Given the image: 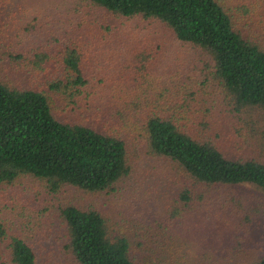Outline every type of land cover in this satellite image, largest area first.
Segmentation results:
<instances>
[{
    "label": "trees",
    "instance_id": "trees-1",
    "mask_svg": "<svg viewBox=\"0 0 264 264\" xmlns=\"http://www.w3.org/2000/svg\"><path fill=\"white\" fill-rule=\"evenodd\" d=\"M73 5L77 21L60 25L55 36L61 71L53 75L49 53L37 49L14 55L40 68L37 83L12 85L0 75V189L28 176L53 192L70 187L94 196L149 164L143 177L154 181L142 190L166 183L163 192L173 202L164 203L166 209L157 204L166 222L138 212L131 226L118 225L97 206L72 201L59 206L58 216L49 205L37 214H44L50 230L53 223L55 229L50 220L58 217L62 237L48 232L43 241L61 240L68 264H151L170 250L163 241L171 237V224L206 204L211 193L245 185L264 193V129L258 122L264 117V0H248L243 8L225 0H73ZM83 5L113 20L90 25L82 18ZM148 23L168 31L177 50L191 48L201 61L191 64L200 67L190 75L170 63L160 65V43L148 41L134 52L132 71L125 62L112 79L115 85L107 82L109 68L100 65L105 56H116L119 64L125 37ZM215 83L221 88L213 94ZM4 221L0 216L6 249L0 264H38L40 247ZM262 239L263 251L253 264H264V234Z\"/></svg>",
    "mask_w": 264,
    "mask_h": 264
},
{
    "label": "rangeland",
    "instance_id": "rangeland-1",
    "mask_svg": "<svg viewBox=\"0 0 264 264\" xmlns=\"http://www.w3.org/2000/svg\"><path fill=\"white\" fill-rule=\"evenodd\" d=\"M225 1L230 6L239 7L240 5V8L248 3V0ZM74 9L73 0H0V75L2 80L23 87L33 84L40 68L36 70L24 61L15 59L14 55L18 53L29 55L37 49L49 53L50 59L48 58L46 64L53 75L61 71L62 67L58 59L60 44L55 36L58 34L60 25L65 27L77 21ZM81 15L82 18L85 16L90 25L91 22L98 24L104 17L113 20L101 9L89 8L86 5H83ZM135 25V23L132 24L133 28ZM136 33V35L125 37L126 49L121 55L119 64L116 56L109 58L105 56L104 64H100L102 67L109 68L105 76L107 82L115 85L112 79L120 75L119 70L125 62L129 65L128 72L132 71L136 64L134 52L137 48L146 46L148 41L154 45L160 43L161 46L157 50L160 65L170 63L178 73L187 72L190 75L200 67L195 63L191 64L195 60L199 61L192 49L188 47L177 50L175 39L163 27L150 23L142 24ZM129 55L132 58H128ZM184 65L185 67H182ZM195 65L197 68L194 67ZM42 77L49 78L47 75ZM220 88L219 84L215 83L209 90L216 94L215 92H218ZM255 116H258L257 113ZM258 122H260L259 130L264 129V117ZM255 144L256 148L262 147V143ZM148 167H150L149 164L140 165L138 171H134L117 188L94 196L82 194V191L70 187L53 192L46 182L28 176L23 177L12 185H5L0 189V216L5 219L4 222L12 231L30 237L35 245L40 247L41 255L38 264H68V260L61 251V240L58 243L53 238L48 242L43 241L48 232L62 237V226L57 216L59 206H64L67 202L97 206L105 214L112 216L111 219L118 225L124 223L126 226H131L134 224L132 217L139 216L138 212H142L141 214L144 212L148 218L153 216L160 220V223L167 221L166 211L163 209L161 211L157 207V204H162L166 209L164 203L173 202L170 196L163 192L166 190V183L145 190L143 193L144 183L148 188L151 186L150 181H154V179L145 181L143 177V172ZM215 193H211L210 197L207 196L206 204L187 212L184 217L176 219L171 224V232L167 229V235L171 234V237L163 241L170 250H165L158 257L160 259L153 258L151 264H173L168 262L169 257L175 264H253L260 258L263 251L264 193L251 185L236 186L234 189L222 188L219 195ZM227 193L228 197H226ZM232 196H235L234 199ZM45 205H49L50 209L57 214L50 220L52 223L55 222L54 230V223L50 230L45 224L44 214H37ZM248 218L251 222L247 221ZM153 230V228L150 229L152 234ZM3 246L4 244L0 243V258L6 251ZM165 249L168 248L165 247Z\"/></svg>",
    "mask_w": 264,
    "mask_h": 264
}]
</instances>
